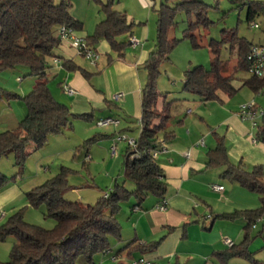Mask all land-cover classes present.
I'll list each match as a JSON object with an SVG mask.
<instances>
[{"label":"trees","instance_id":"1","mask_svg":"<svg viewBox=\"0 0 264 264\" xmlns=\"http://www.w3.org/2000/svg\"><path fill=\"white\" fill-rule=\"evenodd\" d=\"M101 9L105 17L87 38L93 43L100 39L107 40L111 50L122 56L130 43L122 36L131 35L135 23L129 20L125 11L114 8L110 0L102 2ZM208 9L209 5L202 0H162L157 9L156 48L141 66L147 71L148 79L142 88L137 148L133 150L128 145L124 159V177L135 188L130 190L116 182L109 195L105 197L103 194L94 204L69 200L64 192L71 186L67 168L63 167L54 176L25 192L29 205L46 206L45 215L55 219L54 227L46 228L26 221L23 209L14 212L0 225V239L9 235L16 239L10 258L0 260V264H77L79 255H84L91 264H95L94 254L110 248L111 237H121L122 225L118 218L120 202L132 196L138 203L150 194L160 198L165 196L168 183L152 151L160 146L162 140L167 142L173 136V132L168 130L172 101H168L167 96L157 89V77L162 62L169 59L170 52L179 41L170 35L171 29L178 23L177 16L181 12L187 15L184 36L190 38L193 45L200 46V29L208 28L211 23L207 16ZM262 9L264 5L261 2L248 3V20ZM61 25L71 26L75 30L82 27V22L73 18L66 0H0V71L25 66L36 76L33 88L24 96L0 90V98L7 96L22 100L28 109L16 128L0 132V159L12 152L16 164L21 168L32 151L47 143L50 134H58L71 125L73 113L53 96L47 76L49 60L55 56L54 50L62 40L58 33ZM227 39L239 43L238 63L231 73H228L229 59L221 56L222 43ZM251 44V41L229 30L224 31L223 39H211L208 43L212 53L211 67L196 65L187 69L183 89L197 95L202 102L220 99V92L233 95L236 89L232 80L239 70H247L246 56ZM63 64L71 70L80 69L87 77L90 75L86 69L69 60ZM244 84L258 92L264 88V76L251 75L244 80ZM161 98L163 103L159 105ZM98 137L87 139L85 146L88 147ZM256 137L264 142V117L258 125ZM135 153L137 155L133 156ZM208 155L209 166L224 165L225 178L261 196V204L255 209L222 214L230 218L243 215L247 219L244 239L221 253L222 264H227L232 257L253 259L249 250L254 238L251 233L253 224L259 218H264V168L257 165L247 170L242 164L231 162L222 139ZM11 183L12 179L0 170V192ZM259 233L264 239V225ZM135 241H129L122 249L133 245ZM157 243L138 247L145 250Z\"/></svg>","mask_w":264,"mask_h":264},{"label":"crops","instance_id":"2","mask_svg":"<svg viewBox=\"0 0 264 264\" xmlns=\"http://www.w3.org/2000/svg\"><path fill=\"white\" fill-rule=\"evenodd\" d=\"M140 2L145 7H155L156 4L153 0H140ZM127 16L129 20L137 21L136 15L127 14ZM104 17L105 15L100 17L97 23ZM73 18L82 22V27L75 30L77 34L86 38L91 35L90 29L85 27L81 19L75 16ZM138 20L141 23L131 35H127L130 43L122 56L111 50L107 40L100 39L93 43L87 38L90 46L96 48L99 53L106 54L101 65L106 93L102 85L91 83L90 75L87 77L80 69L71 70L63 64L65 60H69L82 67L77 62V57L82 55L67 39L61 40L60 45L54 50L55 56L50 59L47 69L49 87L59 102L69 104L72 108L77 106L79 110H83L82 113L77 114H87L90 119L95 118L96 123L100 118L116 117L115 109L121 107V113L130 120L127 119L128 123L121 126L120 131L128 134H130L128 130H131L129 124L131 119L137 118L139 121L141 117L143 84L139 68L152 51L147 42L152 35V24L148 19L146 23L141 19ZM132 38L138 39L139 43L133 44ZM251 43L255 42L251 41ZM261 43H264V40ZM227 59L230 64V58ZM236 64L233 65L231 72ZM91 65L98 66L99 62ZM231 72L228 70V73ZM250 76L251 74L248 77ZM248 77L243 78L238 88L233 85L236 89L233 95L220 92V99L208 102L191 101L188 98L189 94L184 96L183 100L171 99L168 130L173 132V136L166 142V151L160 152L157 156L164 172V179L168 183L167 193L163 198L150 194L143 202L136 201L137 203L131 207L132 212L128 216L131 220L130 231L123 239L125 241L123 247L133 239L136 241L125 249L122 247L114 260L129 257L132 258L131 264H134L135 260L146 257L156 264H222L221 253L229 247L225 243V238H230L235 244L242 242L246 233L247 219L243 215L230 218L222 214L255 209L258 203L254 202L250 194L240 189L251 190L223 176L224 165H208V152L222 139L231 162L240 163L247 170L257 165L264 167V142L256 137L258 125L264 117L260 114V110H264V88L257 92L245 85L244 80ZM94 78L95 76L92 79ZM17 79L23 82V77L18 76ZM35 82L36 80L32 85ZM68 87H72L75 93L70 94L67 91ZM118 92L122 93L120 99H113L114 94ZM250 100L256 103L257 116L243 120L239 115L240 106ZM132 103L133 110L130 107ZM19 104L20 110H14V114L20 120L27 114L28 109L24 102ZM193 113L199 118L189 116ZM120 124L121 121L118 125L104 126L111 128L108 129L110 133L106 130L105 135L100 134L107 140L106 146L111 148L115 142L116 134L118 132L120 134L119 130L116 131ZM127 146L126 144L125 153ZM84 148L86 150L84 161L87 162V156H90L89 160L94 159L89 147ZM123 150L124 148L121 152ZM109 171L112 173L111 170ZM223 179L228 183H223ZM212 184H220L224 188L221 191L214 190ZM19 192L14 186L7 187L0 192V199L4 198L0 203L3 205V202L15 200L20 196ZM163 200L166 201L167 208L161 210L157 205ZM261 220L263 221L264 218ZM261 220L258 219L253 224L251 232L254 238L249 250L253 259L232 257L227 264H264V257H257L264 252V240L260 237L259 229L257 230L258 221ZM154 242L158 243L152 248L143 250L138 247ZM119 264L126 263L121 260Z\"/></svg>","mask_w":264,"mask_h":264},{"label":"rangeland","instance_id":"3","mask_svg":"<svg viewBox=\"0 0 264 264\" xmlns=\"http://www.w3.org/2000/svg\"><path fill=\"white\" fill-rule=\"evenodd\" d=\"M59 1V0H56ZM69 3V8L72 16L81 19L85 23V27L90 29L91 35L94 33L96 23L100 17L104 16L101 9V3L108 0H66ZM113 6L121 11H125L132 16L136 15L137 21L133 30L142 22L150 21L152 24V35L148 39V47L153 50L156 48L157 41V11L162 0H153L155 7H145L140 0H110ZM209 5L208 18L211 21L208 28L200 29V38L202 42L200 46L193 45L190 38L184 36V29L187 27V15L181 12L177 16L178 23L171 29V37H177L179 41L170 52L169 59L164 60L160 66V73L157 77L156 86L162 95L167 96L168 101L179 98L183 100L184 96L196 101H200L195 94L188 93L183 89L185 80V71L193 68L196 65H203L206 68L211 67V54L208 43L211 39L221 40L224 37V31H234L240 38H245L248 41L261 43L264 40V9L259 10L254 14L251 20H248V3L261 2L264 5V0H202ZM150 17V18H149ZM132 19H130L131 21ZM258 23V27H253L252 24ZM154 31V32H153ZM127 40V36H122ZM129 46V45H128ZM221 56L223 58H230L229 72L233 65L236 64L239 57V43L233 39H227L222 43ZM103 58H106L104 52L100 53L99 65L94 66L82 56L77 57V62L90 73L89 79L91 83L96 85H104V74L101 68ZM50 64V60H49ZM231 66V67H230ZM139 74L142 84L144 85L148 79L147 71L139 68ZM250 73L245 69L239 70L233 78V85L238 88L243 78L248 77ZM23 77V82H20L17 77ZM95 76L94 79H92ZM36 76L31 74L29 68L19 66L13 69L0 71V90L3 92L17 93L21 96L29 93L34 85L33 81ZM98 87V86H97ZM104 90V86H103ZM249 90V89H246ZM105 92V90H104ZM107 92V91H106ZM105 92V93H106ZM238 92V91H237ZM253 92V91H251ZM238 94V93H236ZM264 95V92H263ZM237 97L239 95H236ZM107 97V96H106ZM236 97V98H237ZM163 98L159 100V105H162ZM176 101V100H175ZM252 100L243 104L249 103ZM20 103L22 100L11 99L7 96L0 98V132L14 129L18 126L20 120L16 118L14 110H20ZM174 102V101H173ZM117 103V102H115ZM119 103H117L118 105ZM66 105V104H65ZM14 106V109L12 110ZM73 113L71 116V125L63 129L58 134H50L47 143L38 150H34L26 158L24 166L21 168L16 164L14 153L10 152L0 159V170L9 178L12 183L8 186H14L20 192L15 200L8 203H0V225H2L14 212L23 209L24 219L30 223L38 224L46 228H52L55 225V219L45 215L46 206H31L28 204L25 192L32 187L43 183L48 178L57 174L62 168H67L68 181L70 188L64 192V196L73 201H83V203L94 204L99 197L106 192H111L116 182L123 184L126 188L133 190L134 184L127 180L123 175V162L125 157V141L118 142V153L111 156L110 147L106 146V139L100 134L105 135L106 130L111 129L97 125L95 118L90 119L83 114L79 108L70 107ZM192 106V105H190ZM131 109H134L133 103ZM193 107V106H192ZM180 111V110H179ZM196 113V110H195ZM189 114L190 117L197 115ZM87 115V114H86ZM116 118L121 121V124L116 131L121 130V126L128 123L127 116L121 113V107L115 109ZM130 120V119H128ZM131 130H128V135L137 137L140 132V123L137 118L131 119ZM173 122V121H172ZM110 133V130H108ZM121 133V131H120ZM119 132L116 134L115 138ZM99 136V137H98ZM98 137L92 144H90V154L94 155V159L84 161L86 153L85 141L89 138ZM115 140V139H114ZM124 150L121 152V150ZM108 150V151H107ZM264 168V167H263ZM112 173H110V171ZM110 175V179L108 178ZM116 178V180H115ZM264 178V176H263ZM111 180V181H110ZM223 183H228L222 180ZM254 198V202L260 206V194L257 192L240 189ZM4 200L3 197H1ZM137 203L136 198L132 196L128 200L120 202L121 209L118 213L120 224L122 225L121 237L110 238V250L108 252L100 251L94 254L93 262L95 264H119L123 260L126 264H131L132 258H124L114 260L112 257L119 254L125 241L123 240L127 232L130 231L131 220L128 216L131 214V207ZM256 207V208H257ZM134 213V212H133ZM132 213V214H133ZM259 226L257 230L263 229L264 220L258 221ZM262 239L263 237L260 236ZM15 237L7 236L5 239H0V260L6 261L10 258L12 246L15 242ZM264 240V239H263ZM258 258L264 257V252L257 255ZM77 264H91L84 255H79L76 259Z\"/></svg>","mask_w":264,"mask_h":264},{"label":"built area","instance_id":"4","mask_svg":"<svg viewBox=\"0 0 264 264\" xmlns=\"http://www.w3.org/2000/svg\"><path fill=\"white\" fill-rule=\"evenodd\" d=\"M253 27H258V23L254 22L252 24ZM58 33L60 38L67 39L71 42L72 46L77 50L79 54L84 56L91 64H96L100 58V53L98 50L92 46L89 45L87 38L84 36H81L76 33L75 29L71 26L67 25H61L58 29ZM131 42L133 44H138L139 40L136 38H132ZM247 62L248 67L247 71L257 77H263L264 76V43H252L249 47V50L247 52ZM67 91L70 94H74L75 90L72 87H68ZM122 93L118 92L114 94L113 99L118 100L120 99ZM260 114L264 115V110H260ZM239 115L241 119H253L257 116V109H256V103L255 101H251L246 104H242L239 109ZM120 120L116 117H104L100 118L97 123L101 126H108V125H118ZM141 124V121H139ZM119 141H125L127 145H129L133 150H136L137 148V137L128 135L126 133H120L115 138V142L112 144L110 148L111 155H116L118 153V142ZM162 151H166V141L162 140L160 146L152 151V154L154 157H157L158 154ZM137 155V153L133 154ZM90 156H87V159H89ZM212 188L214 190L221 191L223 190L224 186L220 184H212ZM109 195L108 192L104 194L105 197ZM157 207L161 210H164L167 208L166 201L163 200L161 203L157 205ZM135 209H138V207H135ZM261 220V218H259ZM225 243L228 246H232L234 244L233 240L230 238H225ZM109 248L105 249L104 252H108ZM115 255L113 256V259H115ZM134 264H156L153 260L148 259L146 257H141L134 261Z\"/></svg>","mask_w":264,"mask_h":264}]
</instances>
